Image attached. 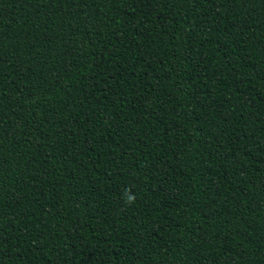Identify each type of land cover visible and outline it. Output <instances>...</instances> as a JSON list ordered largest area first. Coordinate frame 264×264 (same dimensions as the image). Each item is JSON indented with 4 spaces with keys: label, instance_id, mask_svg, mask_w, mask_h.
<instances>
[{
    "label": "trees",
    "instance_id": "16d2710c",
    "mask_svg": "<svg viewBox=\"0 0 264 264\" xmlns=\"http://www.w3.org/2000/svg\"><path fill=\"white\" fill-rule=\"evenodd\" d=\"M0 264H264V0H0Z\"/></svg>",
    "mask_w": 264,
    "mask_h": 264
},
{
    "label": "clouds",
    "instance_id": "9594fccd",
    "mask_svg": "<svg viewBox=\"0 0 264 264\" xmlns=\"http://www.w3.org/2000/svg\"><path fill=\"white\" fill-rule=\"evenodd\" d=\"M135 199H136L135 194L131 192V189L130 188L126 189L124 195L125 204L130 206L135 202Z\"/></svg>",
    "mask_w": 264,
    "mask_h": 264
}]
</instances>
